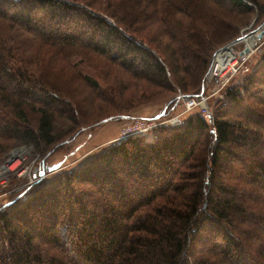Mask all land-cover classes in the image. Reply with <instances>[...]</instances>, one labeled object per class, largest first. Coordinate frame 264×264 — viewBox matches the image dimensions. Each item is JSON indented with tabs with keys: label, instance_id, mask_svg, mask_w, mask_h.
Returning <instances> with one entry per match:
<instances>
[{
	"label": "trees",
	"instance_id": "trees-1",
	"mask_svg": "<svg viewBox=\"0 0 264 264\" xmlns=\"http://www.w3.org/2000/svg\"><path fill=\"white\" fill-rule=\"evenodd\" d=\"M128 1L137 13L125 12ZM151 6L160 10L140 18ZM258 6L264 0H0V154L31 143L44 165L86 129L129 117L85 125L48 75L61 71L58 60L70 72L64 53L201 96L216 52ZM155 24L160 39L145 37ZM82 81L90 107L110 101L98 79ZM224 93L228 105L210 120L192 114L181 127L112 142L18 190L0 206V264H264V54ZM58 118L72 125L60 129Z\"/></svg>",
	"mask_w": 264,
	"mask_h": 264
},
{
	"label": "rangeland",
	"instance_id": "rangeland-1",
	"mask_svg": "<svg viewBox=\"0 0 264 264\" xmlns=\"http://www.w3.org/2000/svg\"><path fill=\"white\" fill-rule=\"evenodd\" d=\"M123 4V6L126 7L125 12L131 11L135 14L137 13V11H139V8L133 6V4H131V2L129 1L123 2ZM161 4L162 3L159 4V8ZM159 8L151 6L149 10L147 9L145 10V12H142V15H138L140 16V18L143 17L144 14L154 15L160 10ZM258 8L259 13L257 19L256 17L255 19H252L253 16L250 14L244 17H249L248 20L241 18V21L244 19V24L242 25L239 34H241L244 29L254 28L258 21L262 20V18L264 17V10L261 6H258ZM126 17L129 18L128 15H126ZM133 21L135 22V20ZM143 27L144 25L140 23L139 28ZM158 27L159 25L155 24V26L147 28L144 33L145 37H148L150 39L151 37L158 38V36L156 35ZM158 39H160V35ZM170 43L175 46L173 41H170ZM173 46H171V48H173ZM263 54L264 46L254 56L247 69L237 77H242V75L246 74L251 67L257 64L258 59H260ZM64 56L65 60L68 61L69 64H71L70 72L66 73L65 71H63L65 61L58 60L54 64L61 71H51V73L49 71L48 75L49 78L54 82V85L56 84L55 86L57 88L67 89L72 97L77 100L76 102L78 103L81 116H88L87 120L83 117L85 125L93 123L96 124L102 119L117 115L118 113L129 114V117L126 118H167L168 116H170V114H173L178 110L180 96H184L183 92L179 90L175 89L176 92H170L169 90H166L167 88L156 87L153 84H149L145 80L131 78L126 75L122 69L114 67V65L108 62L106 58L90 59L85 55L84 52H81L80 56L74 57L72 56V54L66 52L64 53ZM85 74L91 75L94 78L98 79L102 87L106 88V92L110 94L109 102L106 103L97 101L94 108L89 106V101H91V99L88 97V95L91 93V91L87 89L86 86H84V83L82 81ZM226 88L223 89L220 93L214 95L212 94V92L213 90L215 91L216 88H214L212 85L207 84V79L205 80V88L202 94H204V97H208L207 104L213 116H215L221 110V108H226V106L228 105L224 93ZM174 99L177 100V103L175 108L172 109L173 106H168V104ZM29 116L32 121L36 119V115L32 112L29 113ZM126 118L114 119L109 122H104L102 124L95 125L86 129L71 143L65 145L61 151L59 149L58 152L48 157L46 159V164L44 165V153L38 150L34 144L30 143L13 145L11 148H8L6 152L0 154V171L5 166H7V164H9L11 160L17 158V156L14 155L19 151L18 153L20 155L22 154V157L25 160V168L27 170H32L30 173H32L34 168L39 164V166L46 172L45 176L42 178L51 179L57 174L65 171L67 168H75L85 164L95 155L99 154L103 147L112 142H116L114 140L119 136L122 123L126 121ZM58 120L60 129L70 127V125H72L70 122H64V119L58 118ZM76 128L77 127L75 126L74 129ZM110 128H113L116 132H118L116 138H114L113 140L99 147L95 146V141H90V143V138L89 140H87L88 136L94 137V135L98 132H101L105 129L109 130ZM7 143L8 141L6 139H3V144L6 145ZM69 154L70 156L67 158V155ZM45 167H51V171H46ZM29 181L30 180L28 175H24L22 177L18 175H8L1 177L0 206L11 199L13 195L18 192V190L28 186L27 184L29 183Z\"/></svg>",
	"mask_w": 264,
	"mask_h": 264
},
{
	"label": "built area",
	"instance_id": "built-area-1",
	"mask_svg": "<svg viewBox=\"0 0 264 264\" xmlns=\"http://www.w3.org/2000/svg\"><path fill=\"white\" fill-rule=\"evenodd\" d=\"M249 3L253 5L251 2ZM261 34L262 38L260 39L259 36ZM263 46L264 23L258 28L244 29L238 39L220 48L214 56V61L206 78L207 84L216 88L215 91L213 90L212 94L215 95L220 93L235 77L244 72L254 56L263 48ZM245 50H247V52H245ZM207 101L208 97H204V94L196 97L181 95L178 110L175 113L170 114L167 118H126V121L122 123L119 136L114 141L142 135L162 127H181L185 124L190 115L196 113H199L204 116L205 119L210 120L212 114ZM14 156H17V158L11 160L4 168L10 167L16 160L20 161L19 165L14 169V172L6 173L3 176L18 175L22 177L28 175L30 181L27 185H31L45 176L42 175V172L45 174L46 172L39 166V164L34 168L33 172L30 173L32 170H27L25 168L26 163L22 157L23 155L15 154ZM3 176L0 173V178Z\"/></svg>",
	"mask_w": 264,
	"mask_h": 264
},
{
	"label": "crops",
	"instance_id": "crops-1",
	"mask_svg": "<svg viewBox=\"0 0 264 264\" xmlns=\"http://www.w3.org/2000/svg\"><path fill=\"white\" fill-rule=\"evenodd\" d=\"M117 134H118V132H116L113 128H110L109 130L105 129L101 132H98L97 134L94 135V137L88 136L87 140H89V138H90L91 140H89V142L95 141V143H94L95 146L99 147V146L113 140L114 138H116Z\"/></svg>",
	"mask_w": 264,
	"mask_h": 264
},
{
	"label": "bare ground",
	"instance_id": "bare-ground-1",
	"mask_svg": "<svg viewBox=\"0 0 264 264\" xmlns=\"http://www.w3.org/2000/svg\"><path fill=\"white\" fill-rule=\"evenodd\" d=\"M19 152V151H18ZM15 153V154H18V155H20L19 153ZM22 155V154H21ZM19 163H20V161L19 160H16V161H14L13 162V164L10 166V167H8V168H3L0 172H1V174H2V176L4 175V174H8V173H12V172H14V169L19 165Z\"/></svg>",
	"mask_w": 264,
	"mask_h": 264
},
{
	"label": "water",
	"instance_id": "water-1",
	"mask_svg": "<svg viewBox=\"0 0 264 264\" xmlns=\"http://www.w3.org/2000/svg\"><path fill=\"white\" fill-rule=\"evenodd\" d=\"M259 38H260V39L262 38V34L259 36ZM245 52H247V50H245ZM42 175H45V173L42 172Z\"/></svg>",
	"mask_w": 264,
	"mask_h": 264
}]
</instances>
